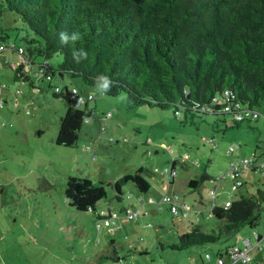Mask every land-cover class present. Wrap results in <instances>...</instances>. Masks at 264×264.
I'll return each mask as SVG.
<instances>
[{
  "label": "rangeland",
  "instance_id": "obj_1",
  "mask_svg": "<svg viewBox=\"0 0 264 264\" xmlns=\"http://www.w3.org/2000/svg\"><path fill=\"white\" fill-rule=\"evenodd\" d=\"M3 25L10 27V38L7 48L0 52V81L7 82L9 90L0 89V100L7 98L0 106V264H201V254H215L234 241L230 238L171 250L168 245L190 229L196 218L194 212L184 218L173 214L168 204L159 207L145 202L162 197L166 171L176 158L178 174L170 193L178 194L180 202L188 207L201 210L199 223L210 228L214 219L209 211V191L223 176L216 203L222 205L227 199L239 197L237 190H230L231 179L225 174L234 159L251 156L258 145L262 146L259 152L264 149V120L232 126L224 116L205 115L185 121L184 114L174 109L148 105L128 109L124 94L101 95L95 87L66 76L62 83L98 95L97 106L83 122L77 142L73 146L58 145L59 124L69 103L54 97L47 80L40 82L43 90L37 91L28 82L14 80L10 66L18 53L11 45H25L30 52L33 45L22 40V26L10 16L4 18ZM35 60L43 61L39 56ZM58 60L54 57L48 61L55 67ZM62 83L52 80L51 86ZM147 137L151 138L148 144ZM140 167L147 170L142 175L150 183V191L140 193L135 184L127 182L123 200L118 201L108 184ZM204 170L213 179L191 191L189 180ZM69 176L105 183L106 197L96 205V213L78 212L66 202ZM241 177L247 183L240 192L264 190V176L259 173L244 170ZM123 208L139 209L140 214L113 229L98 217L107 209ZM255 230L264 234V205ZM252 231L244 227L239 232L247 233L244 237L251 236ZM113 249L118 260L98 261L100 255H112ZM258 254L254 252V256Z\"/></svg>",
  "mask_w": 264,
  "mask_h": 264
},
{
  "label": "trees",
  "instance_id": "obj_2",
  "mask_svg": "<svg viewBox=\"0 0 264 264\" xmlns=\"http://www.w3.org/2000/svg\"><path fill=\"white\" fill-rule=\"evenodd\" d=\"M7 15L21 24L25 32L22 40L33 45L32 52L43 59L40 65L47 64L52 80L68 76L94 87L95 77L103 73L113 82L105 95L124 94L128 109L148 105L182 112L185 121L211 115L229 117L232 122L230 113L212 111L221 113L225 106L233 110H238L237 106L239 110L264 107V0H0V51L10 38V27L3 25ZM74 31L81 34L79 41L60 43V32ZM11 47L27 49L25 45ZM80 48L88 55L76 63L72 51ZM54 57L59 58L55 67L48 61ZM10 68L15 81L32 83L22 64ZM61 88V92L53 90V95L69 106L60 121L56 143L73 146L93 110L90 101L82 105L84 108L75 105L73 87ZM240 123L232 122L233 126ZM177 163L173 159L171 168L176 169ZM142 172L147 170L140 167L108 184L118 201L123 200L127 182L135 184L140 193L150 191ZM212 179L204 170L189 180L188 188L196 191ZM105 197V183L68 177L66 202L78 212L96 213V205ZM263 205V189L242 193L226 209L218 204L209 209L214 223L207 229L199 223L202 211L194 209L196 218L190 229L168 246L182 251L227 241L244 227L255 230ZM127 209L131 208L116 212L125 213ZM179 214L183 216L182 212L175 215ZM104 216L98 214L100 219ZM229 245L211 255L225 256ZM109 259H119L115 249L112 255H100L98 261Z\"/></svg>",
  "mask_w": 264,
  "mask_h": 264
},
{
  "label": "built area",
  "instance_id": "obj_3",
  "mask_svg": "<svg viewBox=\"0 0 264 264\" xmlns=\"http://www.w3.org/2000/svg\"><path fill=\"white\" fill-rule=\"evenodd\" d=\"M3 46H0V49H2ZM18 51L21 54H24V50L22 47H18ZM12 67H16L18 65L11 64ZM47 64H42L38 67V75H40L42 78L46 80H52L51 74L48 71ZM6 84L4 82H0V88H5ZM56 92H61L62 88L60 86H57L54 88ZM21 91H17V93H20ZM71 96L72 99L77 107H80L87 103V101H91L93 99V95L89 94L88 96H83L79 93L78 89L73 87L71 89ZM220 102V101H218ZM4 104L3 99L0 100V106ZM238 110H233L229 106H225L221 113L215 112L217 114H231V118L235 123L244 122L246 120L250 119H257L259 117L264 118V113L260 110H248L243 109L239 110V106L236 107ZM205 112H211L209 108H203L202 109ZM232 121V122H233ZM233 151V148L228 150V153L231 154ZM244 170H253L256 172H259L261 174H264V157L260 160L256 159L255 155H251L248 157H243L240 159H234L226 174L225 177H229L231 179L230 183V190L236 191L240 186L243 185V180L241 178V174ZM177 174V170L174 168H171L166 171V181L162 185V190L164 191L162 197L156 202L152 198L148 200L149 203L156 204L159 207H161L163 204H168L170 207V210L173 214H178L179 212H182L183 216H188L190 212H195V210L191 207H188L184 203H181L179 201V197L175 193H170V183L171 178L175 177ZM223 178V177H222ZM217 184L210 189L209 195H210V208L216 206V197L218 196V184L221 181H216ZM232 199H227L222 206L226 209L228 206H230V202ZM140 213V210H131L127 209L125 213H118L116 211L113 212H106L104 213L105 216L102 218L104 220V225L106 227H111L112 229L116 227L118 223H121L122 221H127L133 218H136L138 214ZM259 234L257 231L253 230L251 233V236L243 237L240 241V243H233L228 246L226 250L225 256L220 257H213L211 253H205V259L207 262H204L203 264H251V250L254 246L260 245L259 241ZM256 242L255 245L253 243ZM191 264V263H186Z\"/></svg>",
  "mask_w": 264,
  "mask_h": 264
},
{
  "label": "crops",
  "instance_id": "obj_4",
  "mask_svg": "<svg viewBox=\"0 0 264 264\" xmlns=\"http://www.w3.org/2000/svg\"><path fill=\"white\" fill-rule=\"evenodd\" d=\"M15 44V43H14ZM17 47L18 46H20V45H18V44H15ZM5 48H7V47H5ZM4 48V49H5ZM13 49V51L14 52H16V53H18V54H16V56H17V59H15V61H13V62H11V64H16V65H20V64H22L23 65V69L25 70V71H27L28 73H29V75L31 76V81H32V83L30 84L29 83V85L31 86V88H32V90H34V91H37V90H43V88H40V82H43V79L44 78H42L40 75H38V69H37V66L39 67L40 66V63L41 62H37L36 60H35V57L37 56V54H34L33 52H30V51H28L27 49L24 51V53H26V55L25 54H21L16 48H12ZM3 51V50H2ZM2 51H0V52H2ZM10 56H8L7 55V60L8 61H10ZM46 79H44V81H45ZM65 79H61V80H58L59 82H61L62 83V81H64ZM48 82H49V84H48V87H51V81L52 80H47ZM0 82H4L5 84H6V87L4 88V89H1L2 91H9L8 90V84H7V82H5V81H0ZM35 85H37L38 87H36ZM60 87H64V86H68L69 88H71V87H75V88H77L78 90H79V92L82 94V95H85V96H88L89 94H91V92L90 91H88V90H86L85 88H79V87H77L76 85H74L73 84V86H69L68 84H64V83H62V84H60L59 85ZM91 95H93L94 96V98L89 102V107L91 108V110H93V112H94V109H95V107L97 106L96 105V100H97V96L98 95H95V94H91ZM3 101H4V103H6L7 102V98H4L3 99ZM4 106V105H3ZM260 111H262L263 113H264V110H260ZM92 112V113H93ZM230 120V119H229ZM259 120H264V118L263 117H259V118H257V119H250V120H246L247 122H254V121H259ZM99 121V120H98ZM232 123V122H231ZM230 123V121H229V124L230 125H234V124H231ZM243 123V122H242ZM239 124H237L236 126H238ZM151 140V138L150 137H147L146 138V143L148 144L149 143V141ZM143 142V141H142ZM161 145L162 146H164L165 145V143H161ZM161 146V147H162ZM262 148V146H257L254 150H253V152H252V155H255L256 156V159L257 160H260L262 157H264V149L263 150H261V152H259V150ZM172 159H176V158H172ZM176 160H178V159H176ZM179 162V161H178ZM182 166L183 167H185V164L184 163H182ZM244 172V171H243ZM246 172H250V173H259V172H256V171H253V170H246ZM178 174V173H177ZM244 174V173H243ZM261 176H264V174H261V173H259ZM242 175V174H241ZM177 176V175H176ZM176 176L175 177H173V178H171V184H170V188L174 185V183H175V180H176ZM221 178L223 177V176H220ZM243 180H244V185L247 183V181H246V179H244L243 178ZM243 185V186H244ZM242 186V187H243ZM241 188V187H240ZM240 188H238L237 189V191H238V193H239V196L242 194V193H245V192H240ZM258 189V188H257ZM256 189V190H257ZM247 193H249V192H247ZM252 194V193H251ZM149 199V198H148ZM140 200V199H139ZM146 203V202H145ZM241 231V230H240ZM256 231V230H255ZM258 232V231H257ZM243 234H247V233H237V234H235L232 238L234 239V241L232 242V243H240V241H241V239L243 238L242 237V235ZM258 234H259V241H260V245L262 246L261 248L259 247V246H254L253 247V249L251 250V253H250V255H251V264H264V234L263 233H260V232H258ZM244 237H246V236H244ZM256 244V242H254L253 243V245H255ZM226 247V246H225ZM225 247H223V248H221V250L222 249H224ZM254 252H257V253H259L258 255H255L254 256ZM205 253H208V252H205ZM205 253L204 254H201L200 255V260H201V264L202 263H204V262H207V263H209L208 261H206V259H205ZM210 253V252H209ZM201 256H202V258H201ZM254 262V263H253ZM188 263H190V262H188ZM192 264V263H191Z\"/></svg>",
  "mask_w": 264,
  "mask_h": 264
},
{
  "label": "clouds",
  "instance_id": "obj_5",
  "mask_svg": "<svg viewBox=\"0 0 264 264\" xmlns=\"http://www.w3.org/2000/svg\"><path fill=\"white\" fill-rule=\"evenodd\" d=\"M81 39V34L79 32H72V33H67V32H60L59 33V40L61 44L67 45L70 42L75 43ZM87 52L83 49H73L72 51V59L76 63H80L81 60L87 58ZM113 82L111 81L110 77L101 73L98 76L95 77L94 79V87H95V92L100 93L101 95L109 92L111 90Z\"/></svg>",
  "mask_w": 264,
  "mask_h": 264
},
{
  "label": "bare ground",
  "instance_id": "obj_6",
  "mask_svg": "<svg viewBox=\"0 0 264 264\" xmlns=\"http://www.w3.org/2000/svg\"><path fill=\"white\" fill-rule=\"evenodd\" d=\"M56 92V91H55Z\"/></svg>",
  "mask_w": 264,
  "mask_h": 264
}]
</instances>
